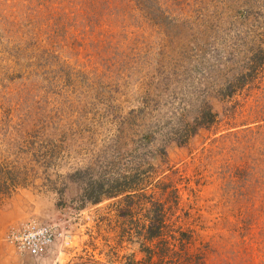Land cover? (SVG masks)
Segmentation results:
<instances>
[{
	"label": "rangeland",
	"instance_id": "rangeland-1",
	"mask_svg": "<svg viewBox=\"0 0 264 264\" xmlns=\"http://www.w3.org/2000/svg\"><path fill=\"white\" fill-rule=\"evenodd\" d=\"M0 264H264V0H0Z\"/></svg>",
	"mask_w": 264,
	"mask_h": 264
},
{
	"label": "built area",
	"instance_id": "built-area-1",
	"mask_svg": "<svg viewBox=\"0 0 264 264\" xmlns=\"http://www.w3.org/2000/svg\"><path fill=\"white\" fill-rule=\"evenodd\" d=\"M51 237L49 228L28 226L16 238L21 246L29 253L38 254L45 249Z\"/></svg>",
	"mask_w": 264,
	"mask_h": 264
}]
</instances>
